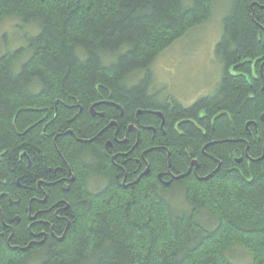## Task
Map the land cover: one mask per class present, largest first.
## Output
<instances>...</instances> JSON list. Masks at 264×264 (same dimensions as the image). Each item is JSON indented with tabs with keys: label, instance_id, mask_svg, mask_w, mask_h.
Here are the masks:
<instances>
[{
	"label": "trees",
	"instance_id": "trees-1",
	"mask_svg": "<svg viewBox=\"0 0 264 264\" xmlns=\"http://www.w3.org/2000/svg\"><path fill=\"white\" fill-rule=\"evenodd\" d=\"M220 6L214 92H156ZM6 21L0 264H264V0H0Z\"/></svg>",
	"mask_w": 264,
	"mask_h": 264
},
{
	"label": "rangeland",
	"instance_id": "rangeland-1",
	"mask_svg": "<svg viewBox=\"0 0 264 264\" xmlns=\"http://www.w3.org/2000/svg\"><path fill=\"white\" fill-rule=\"evenodd\" d=\"M224 12L223 6L217 7L206 25L192 31L158 57L153 67L156 92L162 93L164 88L165 96L175 97L184 106L214 92L222 74L215 47L221 39ZM13 24L11 21L2 24L0 36L8 31L11 37ZM11 48L10 45L8 50ZM246 263L250 264V259Z\"/></svg>",
	"mask_w": 264,
	"mask_h": 264
},
{
	"label": "water",
	"instance_id": "water-1",
	"mask_svg": "<svg viewBox=\"0 0 264 264\" xmlns=\"http://www.w3.org/2000/svg\"><path fill=\"white\" fill-rule=\"evenodd\" d=\"M188 154L190 155L191 153L189 152ZM193 164H196V162H193Z\"/></svg>",
	"mask_w": 264,
	"mask_h": 264
}]
</instances>
